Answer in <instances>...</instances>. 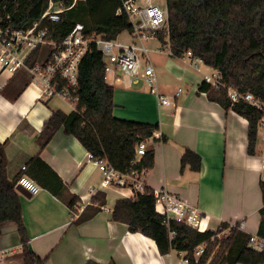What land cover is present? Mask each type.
Returning a JSON list of instances; mask_svg holds the SVG:
<instances>
[{
	"label": "crops",
	"instance_id": "obj_1",
	"mask_svg": "<svg viewBox=\"0 0 264 264\" xmlns=\"http://www.w3.org/2000/svg\"><path fill=\"white\" fill-rule=\"evenodd\" d=\"M119 40L130 42L127 34ZM155 70L156 90L166 95L163 105L142 80L125 81L113 86V115L117 118L158 125L153 167L146 184L165 187L176 193L206 216L209 229L220 223H242V230L257 235L264 208L260 180H264V127L258 124L254 154L247 153L248 121L232 110H224L199 91L209 71L203 62L196 66L188 60L171 57L150 48ZM215 71V69H214ZM0 69V142L11 172L19 171L26 160L39 152L41 159L65 185L64 196L74 195L77 202L91 205L93 195L104 193L105 203L93 216L75 222L65 201L41 188L34 195L19 193L29 248L43 264H149L160 254L155 242L127 225L111 219L115 201L132 197L114 185H100L102 174L89 153L73 136L59 129L39 150L36 137L52 110L51 100L39 99V91L29 85L26 70L5 73ZM126 86V88H125ZM178 88L181 92L174 96ZM56 99V98H54ZM59 100V99H57ZM260 122V121H259ZM185 149L201 159L198 171L189 165L181 168ZM93 189L90 192V189ZM211 225H215L211 228ZM0 249L20 253V242L13 222L1 226ZM7 255L4 259L8 258ZM1 264V263H0Z\"/></svg>",
	"mask_w": 264,
	"mask_h": 264
},
{
	"label": "trees",
	"instance_id": "obj_2",
	"mask_svg": "<svg viewBox=\"0 0 264 264\" xmlns=\"http://www.w3.org/2000/svg\"><path fill=\"white\" fill-rule=\"evenodd\" d=\"M47 2L0 0V24L27 28L39 18ZM165 4L173 55L180 57L190 50L193 56L219 72L223 85L215 88L202 82L199 91L205 92L209 101L224 110H232L247 119V153L253 155L262 111L241 98L231 101L226 88L231 87L240 95L251 93L264 100V0H165ZM120 5L121 0H78L72 8L61 13L60 20L52 26L49 38L60 40L75 23H81L86 35L100 34L107 39H115L121 32H129L132 26L125 14H116ZM6 15H9L8 20ZM159 37L161 39L162 35ZM36 53L32 54L31 62L35 60ZM94 77L98 83H94ZM78 78V110L68 113L62 109L52 110L36 137L39 150L49 143L55 132L62 129L75 137L94 158L106 160L119 171L152 168L154 149L148 146L153 143L148 144L141 157L136 159L135 155L137 145L152 137L158 131V125L113 115L114 89L102 80V61L98 54L84 58ZM155 140L166 141V138ZM180 161L181 168L189 165L191 170L198 171L201 167L199 155L189 149L183 151ZM24 175L64 200L72 212L78 198L64 196L65 185L41 159L39 152L30 156L18 172L12 173L4 143L0 142V236L2 224L13 222L20 242L21 264H43L44 260L28 246L29 236L23 222L19 192L15 188L17 180ZM260 187L264 201V180H260ZM91 200V205L83 208L75 222L97 213L105 203V195L97 191ZM260 213L257 235L264 238V208L260 209ZM162 218L155 211L154 197L147 193L117 199L111 210L113 221L126 224L130 232H139L151 238L160 254L173 249L192 250L207 241L209 248L197 263L191 259V264H264V252L255 251L248 245L251 234L239 228L240 221L231 225L220 223L214 230L199 232L172 220L167 227ZM226 228L229 231L225 237L217 239L216 234ZM170 231L174 232L173 236H170ZM212 237L214 240L211 243ZM217 244L220 250L210 256ZM86 264L97 263L89 261Z\"/></svg>",
	"mask_w": 264,
	"mask_h": 264
},
{
	"label": "built area",
	"instance_id": "obj_3",
	"mask_svg": "<svg viewBox=\"0 0 264 264\" xmlns=\"http://www.w3.org/2000/svg\"><path fill=\"white\" fill-rule=\"evenodd\" d=\"M77 1L48 0L39 18L27 28L0 24V69L9 73L26 70L30 75L29 85L39 91V99L56 98L68 104L71 111H77L80 66L85 57L96 53L102 61V80L106 85L113 87L125 81L135 83L142 80L161 104H169L168 97L156 90L155 70L147 45L148 41L155 40L158 43L155 47L158 52L175 57L170 48L166 4L162 5L155 0H121L116 14H125L132 25L131 30L126 32L130 38L128 43L120 41L118 37L107 39L100 34L86 35L81 23H75L60 40L49 38L52 26L60 20L61 13L72 8ZM6 19H9V15H6ZM159 35H162L161 39ZM35 51L37 52L35 60L31 62ZM178 58L188 60L195 66L202 62L200 58L193 56L190 50ZM203 82L215 88L223 85L216 70L210 75H205ZM226 90L231 101L241 98L262 111L263 116L259 124L264 127V100L251 93L240 95L231 87H227ZM180 92L181 88H178L174 96H178ZM156 136L154 133L152 137L137 145L136 159L145 153L148 144L152 143ZM87 158L101 172V186L114 185L129 192L131 196L136 193L152 194L155 199V211L163 217V223L167 227L172 220L199 232L209 229L205 214L196 206L165 187H148L146 184L148 169L133 168L119 171L106 160L94 158L90 152L87 153ZM21 169L24 170L25 167L22 166ZM261 171L264 176V162L261 164ZM16 185H20L31 195L41 190L39 185L25 175L17 180ZM92 191L91 188L90 192ZM85 204L81 201L73 207L76 210L75 215L83 210ZM241 225L240 222V229ZM169 234L173 236L174 232L170 231ZM208 244L205 241L192 250H170L165 254H159L157 260L149 264H191V259L197 263ZM248 245L255 251L264 252V238L256 234L250 235ZM14 251L13 248L0 249V262Z\"/></svg>",
	"mask_w": 264,
	"mask_h": 264
},
{
	"label": "rangeland",
	"instance_id": "obj_4",
	"mask_svg": "<svg viewBox=\"0 0 264 264\" xmlns=\"http://www.w3.org/2000/svg\"><path fill=\"white\" fill-rule=\"evenodd\" d=\"M155 1L161 3L162 5L165 4V0H155ZM125 34H126V32H124V31L121 32L120 35L118 36V39H119V37H120V38L124 37ZM157 44H158V43H157V41H155V40H150V41H148V43H147V45H148L149 48H151V49H154V48L156 47ZM149 56H151V55H150V52H149ZM205 66H206V69L209 71V75L212 74V73L214 72V69H213L212 67L207 66V65H205ZM5 73H7V71H6ZM94 83H98V80H97L96 77H94ZM125 88H126V86H125ZM51 105L54 106V107H56V108H61V109H62L64 112H66V113L70 112V107L68 106V104H66L65 102H63V101H61V100L53 99V100H51ZM228 224H229V223H228ZM232 224H233V223H232ZM229 225H231V224H229ZM214 227H215V225H211V228H214ZM217 228H218V227H217ZM228 231H229L228 228L219 231V232L217 233V235H216V238L219 239V240L222 239L223 237H225V235L228 233ZM213 240H214V238L211 240V243L213 242ZM211 243H210V244H211ZM208 248H209V244L207 245L206 250H207ZM219 250H220V246H219L218 244L215 245V246L212 248L211 252H210V256H213V254L216 253V252L219 251ZM209 260H210V259H209ZM209 260L207 261V263L209 262ZM0 263H1V264H21L20 253L11 254L8 258L3 259Z\"/></svg>",
	"mask_w": 264,
	"mask_h": 264
},
{
	"label": "water",
	"instance_id": "obj_5",
	"mask_svg": "<svg viewBox=\"0 0 264 264\" xmlns=\"http://www.w3.org/2000/svg\"><path fill=\"white\" fill-rule=\"evenodd\" d=\"M153 145H149L148 146V148L149 147H152ZM16 190L19 192V193H21V194H23V195H25V196H27V193H28V197H30L31 196V194L28 192V191H26L24 188H22L20 185H16Z\"/></svg>",
	"mask_w": 264,
	"mask_h": 264
}]
</instances>
